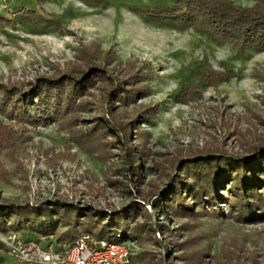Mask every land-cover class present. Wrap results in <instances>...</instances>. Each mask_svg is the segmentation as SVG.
<instances>
[{
  "label": "rangeland",
  "instance_id": "374dc122",
  "mask_svg": "<svg viewBox=\"0 0 264 264\" xmlns=\"http://www.w3.org/2000/svg\"><path fill=\"white\" fill-rule=\"evenodd\" d=\"M234 3L249 7L255 0ZM172 4V0H0V16L9 22L0 29V84L26 86L38 78L77 75L85 68L84 57L95 55L91 46L97 45L103 53L112 52L100 67L113 78L139 72L151 76L142 84L148 96L121 110L122 118L156 108L151 123L139 122L126 139L130 156L137 152L134 175L128 169L131 162L110 144L108 134H84L86 125L78 121L73 127L64 121L46 127L27 125V133L14 143L12 158L0 157L11 174L9 184L0 182V195L15 203L57 201L120 212L122 217L110 223L119 233L143 221L129 210L130 204H138L151 214L155 233L141 244L127 240L133 248L131 264H264V220L239 221L224 208L223 217L165 215L152 205L172 188L176 155L207 150L244 157L264 144V51L233 48L217 39L200 18L187 24L144 12ZM20 10L41 18H25ZM198 68L234 75L207 87L196 76ZM192 92L195 96L188 102L174 100L178 93ZM80 117L91 119L88 114ZM0 120L19 129L1 110ZM13 233L26 245L34 241L41 249L53 248L48 245L51 237L26 231L0 233L5 247L0 248V264H20L19 253L8 246ZM140 254L142 262L137 259ZM160 259L163 263H158Z\"/></svg>",
  "mask_w": 264,
  "mask_h": 264
},
{
  "label": "trees",
  "instance_id": "16d2710c",
  "mask_svg": "<svg viewBox=\"0 0 264 264\" xmlns=\"http://www.w3.org/2000/svg\"><path fill=\"white\" fill-rule=\"evenodd\" d=\"M172 1L169 7L144 12L162 18H176L187 24L200 18L217 39L233 48L242 50L250 46L264 51V0H255V4L249 7L237 5L234 0ZM18 13L25 18H41L30 10ZM7 23L8 20L0 16V29ZM91 49L95 50V55L90 59L84 57L85 68L77 75L38 78L26 86L0 84V110L6 120L19 124V129L14 130L0 120V157L12 158L9 154L14 143L27 133V125L46 127L64 121L73 127V123L78 121L86 125L82 131L84 134H95L94 137L108 134L110 144H115L131 162L127 168L134 175L132 160L137 152L130 156L126 139L130 138L139 122L151 123L156 108L146 107L127 118H122L121 110L134 105L137 98L148 96L149 91L142 84H147L151 76L139 72L121 80L113 78L100 67V62L112 52L103 53L97 45L91 46ZM208 69L198 68L196 71L199 81L207 87H216L234 75L229 70L225 73ZM94 91H99L100 95L97 96ZM194 96L193 92L191 95L178 93L174 100L185 103ZM80 114H88L91 119L80 117ZM173 164L174 169L178 165V171L171 180L172 188L168 194L156 198L152 204L154 210L174 216L194 217L207 213L223 217L224 208L239 221L264 220V144L244 157L207 150L193 151L188 156L180 153L173 159ZM10 176L0 160V182L9 184ZM129 206L132 215L139 214L143 221L131 227L127 225L119 233L110 223L122 215L120 212L108 213L90 206L79 207L57 201L35 205L15 203L0 195V233L26 231L48 240L51 237L49 246L54 243L70 244L83 234L108 242L128 240L141 244L150 233H155L152 216L145 209H140L138 204ZM126 216L128 213L124 214L125 220ZM85 219L88 221L83 223ZM105 219L108 222L102 224ZM99 223L102 226L94 232ZM0 248H5L1 241ZM138 258L142 262V254ZM158 263H163V260Z\"/></svg>",
  "mask_w": 264,
  "mask_h": 264
},
{
  "label": "built area",
  "instance_id": "2783aa9c",
  "mask_svg": "<svg viewBox=\"0 0 264 264\" xmlns=\"http://www.w3.org/2000/svg\"><path fill=\"white\" fill-rule=\"evenodd\" d=\"M8 241L11 252L19 253L20 264H131L132 260V244L108 242L89 234L70 244L54 243L51 249H41L34 241L26 245L14 233L8 236Z\"/></svg>",
  "mask_w": 264,
  "mask_h": 264
}]
</instances>
